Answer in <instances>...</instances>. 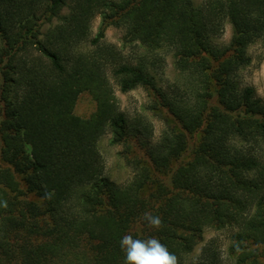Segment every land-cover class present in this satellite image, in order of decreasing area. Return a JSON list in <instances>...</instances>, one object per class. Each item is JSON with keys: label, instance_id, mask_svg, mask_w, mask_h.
Instances as JSON below:
<instances>
[{"label": "trees", "instance_id": "1", "mask_svg": "<svg viewBox=\"0 0 264 264\" xmlns=\"http://www.w3.org/2000/svg\"><path fill=\"white\" fill-rule=\"evenodd\" d=\"M262 39L264 0H0V264H124L125 234L157 238L175 264H264V98L242 75ZM160 49L179 82L157 84ZM137 89L147 101L129 114L116 91ZM83 93L89 118L74 113Z\"/></svg>", "mask_w": 264, "mask_h": 264}, {"label": "rangeland", "instance_id": "2", "mask_svg": "<svg viewBox=\"0 0 264 264\" xmlns=\"http://www.w3.org/2000/svg\"><path fill=\"white\" fill-rule=\"evenodd\" d=\"M195 6H201L206 0H192ZM58 22L57 19H54L51 23L43 22L40 28L42 33L41 38L43 39L47 31L53 27ZM100 19L97 18L94 22L93 33L95 34L99 30ZM232 36V27L230 24H227L223 36L220 39L222 43H228ZM106 39L112 44L117 46L124 47L127 55H131L136 49L133 46L124 45L123 42V32L120 29L115 27H110L106 31ZM139 54H142L143 51H138ZM249 55L252 58V63L250 67L243 71L242 75L245 78V81L252 85L257 94L264 98V39L259 40L254 45L249 48ZM155 56L163 59L164 64L160 68H157L153 71V74L156 77V82L159 86L166 83L179 82V75L173 68V58L172 54L166 49H160L155 52ZM117 98L119 100L120 107L123 111L129 114H136L141 111L142 106L147 101V94L143 89H137L127 94L121 93L119 90L116 91ZM97 109L96 102L88 93H83L78 97L74 113L81 118H89ZM149 116V114L146 113ZM151 120L155 126L156 136H159L163 128V124L156 118L151 117ZM110 135L104 136L100 141V150L105 159L107 173L113 181L116 183H124L131 178L132 173L130 168L126 165L125 161L122 158L121 146H112L110 144ZM198 139V136L191 141L195 142ZM189 155L185 156L187 160ZM215 235V232L211 229L205 230L204 241L200 243L194 252L187 257L186 262L190 263L196 259L199 255L200 250L203 244L212 238Z\"/></svg>", "mask_w": 264, "mask_h": 264}, {"label": "clouds", "instance_id": "3", "mask_svg": "<svg viewBox=\"0 0 264 264\" xmlns=\"http://www.w3.org/2000/svg\"><path fill=\"white\" fill-rule=\"evenodd\" d=\"M143 219L153 228L158 229L161 225L159 216L145 212ZM118 243L124 264H175V256L155 237L142 240L125 234Z\"/></svg>", "mask_w": 264, "mask_h": 264}]
</instances>
